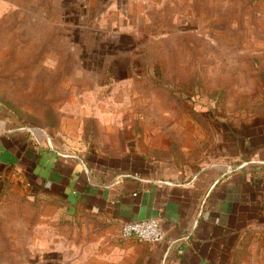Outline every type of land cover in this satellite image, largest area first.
I'll use <instances>...</instances> for the list:
<instances>
[{
  "label": "rangeland",
  "instance_id": "obj_1",
  "mask_svg": "<svg viewBox=\"0 0 264 264\" xmlns=\"http://www.w3.org/2000/svg\"><path fill=\"white\" fill-rule=\"evenodd\" d=\"M0 102L64 154L201 169L264 125V0H0ZM2 194L0 264H111L82 216Z\"/></svg>",
  "mask_w": 264,
  "mask_h": 264
},
{
  "label": "crops",
  "instance_id": "obj_2",
  "mask_svg": "<svg viewBox=\"0 0 264 264\" xmlns=\"http://www.w3.org/2000/svg\"><path fill=\"white\" fill-rule=\"evenodd\" d=\"M6 115L0 102L1 200L82 216L111 264L264 262V125L229 157L178 172L126 157L64 154ZM150 217L159 220L161 242L121 237L123 223Z\"/></svg>",
  "mask_w": 264,
  "mask_h": 264
},
{
  "label": "built area",
  "instance_id": "obj_3",
  "mask_svg": "<svg viewBox=\"0 0 264 264\" xmlns=\"http://www.w3.org/2000/svg\"><path fill=\"white\" fill-rule=\"evenodd\" d=\"M122 238H133L142 243H158L164 238L159 220L155 217L125 222L121 225Z\"/></svg>",
  "mask_w": 264,
  "mask_h": 264
}]
</instances>
